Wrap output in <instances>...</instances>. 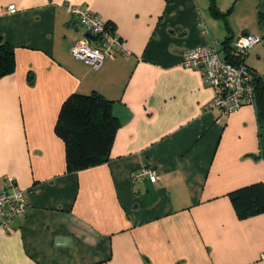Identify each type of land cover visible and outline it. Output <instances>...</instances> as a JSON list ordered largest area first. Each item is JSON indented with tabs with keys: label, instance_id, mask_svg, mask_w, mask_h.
<instances>
[{
	"label": "crops",
	"instance_id": "crops-1",
	"mask_svg": "<svg viewBox=\"0 0 264 264\" xmlns=\"http://www.w3.org/2000/svg\"><path fill=\"white\" fill-rule=\"evenodd\" d=\"M70 5L122 40L98 69L70 52L88 33ZM245 33L260 37L244 61L264 79V0H0L14 54L0 77V191L28 201L0 228V264H264V212L240 218L229 196L264 183L255 104L207 108L213 88L180 64L211 42L233 53ZM75 91L110 100L119 125L106 161L68 172L54 125ZM145 165L157 179L134 182Z\"/></svg>",
	"mask_w": 264,
	"mask_h": 264
},
{
	"label": "built area",
	"instance_id": "built-area-1",
	"mask_svg": "<svg viewBox=\"0 0 264 264\" xmlns=\"http://www.w3.org/2000/svg\"><path fill=\"white\" fill-rule=\"evenodd\" d=\"M15 10L14 4L8 5V11ZM67 10L76 16L86 32L93 35L96 45L89 43V38L77 40L70 47L71 54L98 69L108 58L122 50V40L118 34L107 26L106 22L82 6L70 5ZM260 41L253 33L238 36L233 43V57L237 62L224 60L216 47V42L187 48L181 54L180 64L200 70L205 84L214 90L213 98L207 108L217 109L221 114H228L244 104H254L255 72L246 63L245 58L250 48ZM148 178L154 182L157 174L151 166L145 165L132 172L134 182ZM9 183L12 178H7ZM28 209L24 190L0 191V228L6 229L16 216H23Z\"/></svg>",
	"mask_w": 264,
	"mask_h": 264
},
{
	"label": "trees",
	"instance_id": "trees-1",
	"mask_svg": "<svg viewBox=\"0 0 264 264\" xmlns=\"http://www.w3.org/2000/svg\"><path fill=\"white\" fill-rule=\"evenodd\" d=\"M107 26H114L107 21ZM237 62L232 53L222 56ZM14 69L12 46L0 40V77ZM254 104L259 123L260 154L264 156V79L254 77ZM111 101L98 93L73 92L62 102L54 125L55 133L65 145L66 170L77 171L103 161L109 156L114 132L119 120L112 114ZM240 218L264 212V183L242 186L229 193Z\"/></svg>",
	"mask_w": 264,
	"mask_h": 264
},
{
	"label": "water",
	"instance_id": "water-1",
	"mask_svg": "<svg viewBox=\"0 0 264 264\" xmlns=\"http://www.w3.org/2000/svg\"><path fill=\"white\" fill-rule=\"evenodd\" d=\"M85 36L88 37V38H93V35L90 34V33H85Z\"/></svg>",
	"mask_w": 264,
	"mask_h": 264
},
{
	"label": "rangeland",
	"instance_id": "rangeland-1",
	"mask_svg": "<svg viewBox=\"0 0 264 264\" xmlns=\"http://www.w3.org/2000/svg\"><path fill=\"white\" fill-rule=\"evenodd\" d=\"M262 39V38H261Z\"/></svg>",
	"mask_w": 264,
	"mask_h": 264
}]
</instances>
